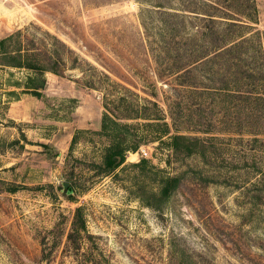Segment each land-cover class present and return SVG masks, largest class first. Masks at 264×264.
Here are the masks:
<instances>
[{"label": "rangeland", "instance_id": "obj_1", "mask_svg": "<svg viewBox=\"0 0 264 264\" xmlns=\"http://www.w3.org/2000/svg\"><path fill=\"white\" fill-rule=\"evenodd\" d=\"M256 3L257 22L238 23L140 0H0V39L47 31L113 81L175 112V124L167 115L169 136L205 139L175 152L169 136L142 144L126 167L95 177L89 161L105 142L93 135L102 129L103 93L67 69L47 73L37 98L18 87L26 70L0 67V264H264V137L234 133L264 131V120L174 81L219 49L264 32V0ZM143 159L180 178L169 199L158 194L161 173L129 165ZM70 179L87 191L66 190ZM78 208L86 232L74 243Z\"/></svg>", "mask_w": 264, "mask_h": 264}, {"label": "trees", "instance_id": "obj_2", "mask_svg": "<svg viewBox=\"0 0 264 264\" xmlns=\"http://www.w3.org/2000/svg\"><path fill=\"white\" fill-rule=\"evenodd\" d=\"M142 4L154 7L181 11L210 20L223 19L232 22L256 23L258 9L256 0H140ZM0 67L26 70L24 84L18 87L37 98L43 96L46 88L47 73L62 75L67 69H77L82 73V82L86 88L103 93L104 113L102 129L93 135L105 140L98 147L97 157L89 161L95 177H110L119 168L126 167L128 155L136 153L142 144L156 142L169 136L171 127L167 114L155 100L142 98L127 86L112 80L109 74L100 71L69 47L57 36L49 32H33L29 28L18 30L0 39ZM179 86H189L200 96L222 98L235 101L240 107L248 110L247 118L251 121L264 120V32L256 31L249 36L219 49L203 60L192 65L174 78ZM15 96L16 92H9ZM70 103H77L70 100ZM170 106V105H169ZM175 112L169 117L176 123ZM241 118V117H240ZM247 121V120H246ZM239 126L243 121L239 119ZM257 124V125H258ZM79 131L75 134L71 150L76 145ZM210 133V132H202ZM237 135H249L253 141L261 142L263 130H236ZM172 149L178 151V144H205L199 136H169ZM210 137L208 139H215ZM45 146V145H44ZM47 147V146H45ZM189 155L192 149L189 147ZM132 167L149 166L155 173H161L158 182V194L169 199L180 184L179 177L162 175L147 159ZM74 175V172L70 174ZM66 190L71 193L87 191L88 186H78L70 179ZM86 232V223L82 210L77 209L69 242H78Z\"/></svg>", "mask_w": 264, "mask_h": 264}, {"label": "water", "instance_id": "obj_3", "mask_svg": "<svg viewBox=\"0 0 264 264\" xmlns=\"http://www.w3.org/2000/svg\"><path fill=\"white\" fill-rule=\"evenodd\" d=\"M64 186L67 187V184H65Z\"/></svg>", "mask_w": 264, "mask_h": 264}]
</instances>
